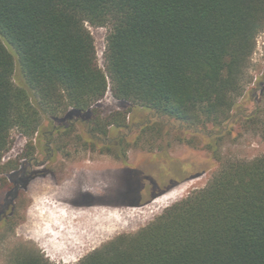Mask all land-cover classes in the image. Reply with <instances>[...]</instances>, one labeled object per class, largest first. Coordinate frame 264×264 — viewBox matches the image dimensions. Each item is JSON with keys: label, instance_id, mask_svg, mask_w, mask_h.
<instances>
[{"label": "trees", "instance_id": "obj_1", "mask_svg": "<svg viewBox=\"0 0 264 264\" xmlns=\"http://www.w3.org/2000/svg\"><path fill=\"white\" fill-rule=\"evenodd\" d=\"M88 25L107 28L105 70ZM262 30L264 0H0V173L18 168L2 162L11 130L32 139L44 116L88 115L85 145L123 161L147 131L160 136L157 123H146L137 138L125 137L127 112L102 115L95 108L108 88L132 109L189 126L226 123ZM260 114L258 108L250 116L254 126L264 125ZM147 137L152 151L155 139ZM221 139V133L205 137L220 167L203 188L77 264H264V155L221 162ZM27 147H35L32 140ZM6 181L0 178L1 187ZM12 222L8 211L0 230ZM10 264L52 263L24 248Z\"/></svg>", "mask_w": 264, "mask_h": 264}, {"label": "rangeland", "instance_id": "obj_2", "mask_svg": "<svg viewBox=\"0 0 264 264\" xmlns=\"http://www.w3.org/2000/svg\"><path fill=\"white\" fill-rule=\"evenodd\" d=\"M88 28L95 40L98 65L105 70L107 28ZM237 102L226 123L193 127L148 109H132L115 99L108 88L95 108L102 115L127 112L129 125L123 133L134 137L143 124H158L160 136L146 132L155 139L154 149H148L149 137H142L140 145L129 148L128 165L101 153L98 145H85L84 138L90 136L86 114L57 119L44 116L32 139L12 129L2 162L15 163L18 168L0 173L7 180L6 186L0 185V215L9 194L16 191L17 197L8 209L12 224L0 230V264H10L24 248L38 251L52 264H77L115 236L135 233L176 201L203 188L219 169L220 162L204 147L207 134H222L221 162L264 155V125L254 126L250 118L258 108L261 121L264 118V30L256 37ZM56 128L60 131L53 134ZM178 135L192 138L193 145L179 143ZM30 140L34 148L27 147ZM55 145L62 149L54 152ZM165 146L166 155L160 149ZM189 175L195 177L179 181ZM171 191L176 195L168 198Z\"/></svg>", "mask_w": 264, "mask_h": 264}, {"label": "flooded vegetation", "instance_id": "obj_3", "mask_svg": "<svg viewBox=\"0 0 264 264\" xmlns=\"http://www.w3.org/2000/svg\"><path fill=\"white\" fill-rule=\"evenodd\" d=\"M137 136H138V134H136L134 137H129L128 135H126L125 134V137H127V138H129V139H135V138H137ZM140 143L141 142H139L138 144H134V143H132L128 148H127V150H126V161H123V160H120V159H117L118 161H120V163L122 164V165H128V150H129V148H131V147H136L137 145H140ZM167 146H165V147H163L162 148V150H164L165 148H166ZM162 153H164V155H166V151L164 150ZM104 154H108V155H110V156H113L112 154H109V153H104ZM114 157V156H113ZM115 158V157H114ZM116 159V158H115ZM35 177V176H34ZM31 178H32V176H30V177H25V179H24V181H25V183L27 182V181H29V180H31ZM168 189V188H167ZM165 191V190H164ZM163 192V191H162ZM161 193V192H160ZM154 196V195H153ZM153 196H151L150 198H153ZM156 196V195H155ZM16 197H17V192L16 191H14V192H11L10 194H9V199H7L6 200V205L3 207V209H2V212H1V215H0V219H1V217L2 216H5L6 215V213L8 212V209L12 206V204H13V200H15L16 199ZM149 198V199H150ZM148 199V200H149ZM89 200H102L101 198H93V197H89Z\"/></svg>", "mask_w": 264, "mask_h": 264}, {"label": "bare ground", "instance_id": "obj_4", "mask_svg": "<svg viewBox=\"0 0 264 264\" xmlns=\"http://www.w3.org/2000/svg\"><path fill=\"white\" fill-rule=\"evenodd\" d=\"M191 183V182H190ZM187 185V184H186ZM189 187V186H188ZM176 195V191H171L170 193H168L166 196L168 198H172V196ZM45 233V232H44Z\"/></svg>", "mask_w": 264, "mask_h": 264}, {"label": "water", "instance_id": "obj_5", "mask_svg": "<svg viewBox=\"0 0 264 264\" xmlns=\"http://www.w3.org/2000/svg\"><path fill=\"white\" fill-rule=\"evenodd\" d=\"M163 192H166V191H163ZM163 192H162V193H163Z\"/></svg>", "mask_w": 264, "mask_h": 264}]
</instances>
